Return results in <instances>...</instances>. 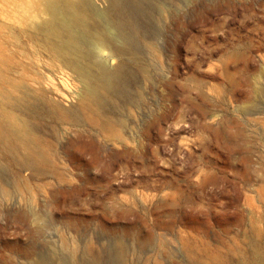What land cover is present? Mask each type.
Returning <instances> with one entry per match:
<instances>
[{"label": "rangeland", "instance_id": "obj_1", "mask_svg": "<svg viewBox=\"0 0 264 264\" xmlns=\"http://www.w3.org/2000/svg\"><path fill=\"white\" fill-rule=\"evenodd\" d=\"M160 1L136 16L155 47L127 65L135 102L112 94L94 122L61 128L92 139L57 148V170L0 171V264H264V0ZM25 8L0 0L8 78L52 64ZM69 80L63 105L81 88Z\"/></svg>", "mask_w": 264, "mask_h": 264}, {"label": "bare ground", "instance_id": "obj_2", "mask_svg": "<svg viewBox=\"0 0 264 264\" xmlns=\"http://www.w3.org/2000/svg\"><path fill=\"white\" fill-rule=\"evenodd\" d=\"M177 3L183 4V0ZM25 7L27 11L17 21L22 23L21 29L34 30L43 38L52 64L38 67L29 63L26 78H8L0 72V171L47 172L59 168L55 151L63 143L69 145L63 152L70 156L71 147H85L92 139L83 132L69 138L61 128L94 122L92 113L105 107L112 94L123 95L130 105L135 102L126 87L134 79L127 65L143 69L138 50L155 47L147 38L141 44L136 16L152 15L154 9L161 14L168 10L160 0H111L103 10L95 0H25ZM102 54L109 59L131 57L112 68L107 58H99ZM64 69L62 77L67 79H57V72ZM71 76L81 85L80 92L75 104L63 105L55 95H61L63 87L72 89ZM44 127L50 128L53 140L43 135ZM2 161H15L18 167Z\"/></svg>", "mask_w": 264, "mask_h": 264}]
</instances>
